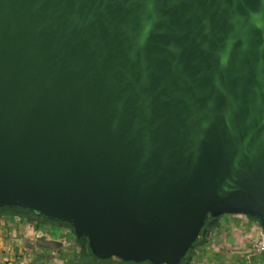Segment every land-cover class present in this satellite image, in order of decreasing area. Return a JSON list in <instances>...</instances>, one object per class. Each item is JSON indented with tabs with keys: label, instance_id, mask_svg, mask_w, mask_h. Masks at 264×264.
<instances>
[{
	"label": "water",
	"instance_id": "95a60500",
	"mask_svg": "<svg viewBox=\"0 0 264 264\" xmlns=\"http://www.w3.org/2000/svg\"><path fill=\"white\" fill-rule=\"evenodd\" d=\"M0 209L95 264H179L224 216L264 237V0H0Z\"/></svg>",
	"mask_w": 264,
	"mask_h": 264
},
{
	"label": "rangeland",
	"instance_id": "374dc122",
	"mask_svg": "<svg viewBox=\"0 0 264 264\" xmlns=\"http://www.w3.org/2000/svg\"><path fill=\"white\" fill-rule=\"evenodd\" d=\"M243 221L238 216L222 217L210 238L212 247L199 249L194 264H264V255L253 256V242L260 228L254 222L244 227ZM33 225L22 234L27 238L21 245L23 252L14 254L5 264H79L78 245L69 229L39 222Z\"/></svg>",
	"mask_w": 264,
	"mask_h": 264
},
{
	"label": "crops",
	"instance_id": "0c3cea01",
	"mask_svg": "<svg viewBox=\"0 0 264 264\" xmlns=\"http://www.w3.org/2000/svg\"><path fill=\"white\" fill-rule=\"evenodd\" d=\"M32 226L34 225L0 218V264H5L14 254L19 256L23 252L21 245H24L23 240L27 238L22 237V234L29 232ZM210 241L211 239L204 245L206 249L212 247Z\"/></svg>",
	"mask_w": 264,
	"mask_h": 264
},
{
	"label": "flooded vegetation",
	"instance_id": "af4514ba",
	"mask_svg": "<svg viewBox=\"0 0 264 264\" xmlns=\"http://www.w3.org/2000/svg\"><path fill=\"white\" fill-rule=\"evenodd\" d=\"M31 216L36 221L44 220V218H42L41 216H38L35 213H31ZM47 221H49V220H47ZM49 222H53V221H49ZM54 223H59V222H54ZM218 223H219V221L212 220V219L205 221V225L202 228L198 239L193 244V248L187 252L186 256L181 260V262L179 264H194V262L197 259L198 253H199L198 250L204 246V245L200 246L199 242L201 240H208L209 241L210 238L215 234ZM81 240L83 241L85 239H81ZM77 245H78V250H79V254H78L79 264H95V258L93 257L90 250L88 249L87 242H86V246L84 245V243H82V245H79L77 243ZM122 264H134V263L124 262Z\"/></svg>",
	"mask_w": 264,
	"mask_h": 264
},
{
	"label": "trees",
	"instance_id": "16d2710c",
	"mask_svg": "<svg viewBox=\"0 0 264 264\" xmlns=\"http://www.w3.org/2000/svg\"><path fill=\"white\" fill-rule=\"evenodd\" d=\"M0 218L6 219V220H10V221H15V222H18V223L35 224V223L39 222V223H42V224H45V225L51 224L52 226H62V227H66L67 229H69L71 231L69 226L67 224H65V223H54V222H49V221H47L45 219L42 220V221H36L35 219L32 218L30 212L22 211V210H19V209H0ZM250 221L256 223V221L254 219H250ZM217 227H218V225H217ZM74 240L79 245H82V243H84V245L86 246V241L85 240H83V241L82 240H76L75 238H74ZM207 243H208V240H201L199 242L200 246H203V245H205Z\"/></svg>",
	"mask_w": 264,
	"mask_h": 264
},
{
	"label": "built area",
	"instance_id": "2783aa9c",
	"mask_svg": "<svg viewBox=\"0 0 264 264\" xmlns=\"http://www.w3.org/2000/svg\"><path fill=\"white\" fill-rule=\"evenodd\" d=\"M233 217H237V216H233ZM238 217H242V216H238ZM244 221L242 224L244 227H246V223H250L251 221L249 219H246L245 217H243ZM264 254V237L263 234L261 232V230H259V233L256 234V237L254 239L253 242V256H255V258H259L261 255Z\"/></svg>",
	"mask_w": 264,
	"mask_h": 264
}]
</instances>
